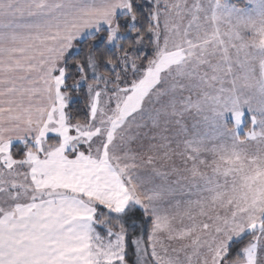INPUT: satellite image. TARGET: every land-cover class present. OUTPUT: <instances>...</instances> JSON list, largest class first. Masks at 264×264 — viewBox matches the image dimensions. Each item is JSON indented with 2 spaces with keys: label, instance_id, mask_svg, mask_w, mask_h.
<instances>
[{
  "label": "snow or ice",
  "instance_id": "1",
  "mask_svg": "<svg viewBox=\"0 0 264 264\" xmlns=\"http://www.w3.org/2000/svg\"><path fill=\"white\" fill-rule=\"evenodd\" d=\"M0 264H264V0H0Z\"/></svg>",
  "mask_w": 264,
  "mask_h": 264
},
{
  "label": "rangeland",
  "instance_id": "2",
  "mask_svg": "<svg viewBox=\"0 0 264 264\" xmlns=\"http://www.w3.org/2000/svg\"><path fill=\"white\" fill-rule=\"evenodd\" d=\"M245 119H247V117H245Z\"/></svg>",
  "mask_w": 264,
  "mask_h": 264
}]
</instances>
